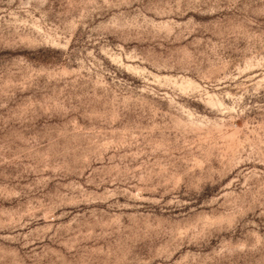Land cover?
<instances>
[{
  "label": "rangeland",
  "instance_id": "rangeland-1",
  "mask_svg": "<svg viewBox=\"0 0 264 264\" xmlns=\"http://www.w3.org/2000/svg\"><path fill=\"white\" fill-rule=\"evenodd\" d=\"M0 264H264V0H0Z\"/></svg>",
  "mask_w": 264,
  "mask_h": 264
}]
</instances>
